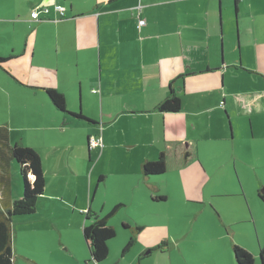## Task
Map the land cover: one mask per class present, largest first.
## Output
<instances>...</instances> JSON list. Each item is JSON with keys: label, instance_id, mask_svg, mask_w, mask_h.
Returning <instances> with one entry per match:
<instances>
[{"label": "crops", "instance_id": "crops-1", "mask_svg": "<svg viewBox=\"0 0 264 264\" xmlns=\"http://www.w3.org/2000/svg\"><path fill=\"white\" fill-rule=\"evenodd\" d=\"M229 1L219 0L214 10L216 0H13L10 5L0 0V57L5 58L0 62V127L8 130L10 142L16 136L26 141L28 135L23 136V131L34 130L47 152L56 149L52 140L44 139L46 130L51 131L48 124L53 113L62 114L64 123L68 117L84 126L86 142L91 135L101 136L102 149H89L85 144L88 159H77L86 184L82 198L101 216L122 204L108 223L115 230L120 225L122 230L131 228L134 238L140 236L146 225L132 213L133 205L158 206L153 211L159 213L158 203L168 199L155 176H144L146 161L156 160L163 152L166 172H181L199 160L204 144L235 142L229 105L234 114L244 116L237 128L240 140L251 143L258 127L264 131V12L243 18L239 25L238 12L260 0L242 6L244 0H240L237 8L236 0L231 1L237 14L233 38L226 39L222 6ZM55 4L66 7L65 16H59ZM39 5L50 11L33 21L31 11ZM139 19L146 20L140 29ZM230 71L242 74L248 84L241 93L243 106L252 108L249 113L225 92ZM172 83L182 98V109L161 112L157 106L169 95ZM77 88L82 94L78 112L95 123L65 117L46 92L63 93L67 108L78 113L72 101ZM75 147L67 144L68 155ZM32 148L41 155L44 166V151ZM260 156L264 157V147ZM112 182L116 191L104 194ZM48 185L47 179L46 188ZM243 189L246 192L245 183ZM45 190L38 200L43 209L14 223H27L18 228L31 237L30 250L19 249L26 262L15 255L13 242L14 264H87L86 249L74 238L80 233L83 238L86 220L79 219L78 213L86 206H79L77 199L64 192L50 195ZM22 191L16 185L15 197ZM136 199L145 203H135ZM237 222L234 218L229 224ZM138 225L143 228L136 233ZM114 238L109 242L110 252ZM51 239H56L57 246ZM162 245H149L138 264ZM261 245L259 240L255 247L242 244L254 255L255 264H259ZM129 250L124 248L123 255Z\"/></svg>", "mask_w": 264, "mask_h": 264}, {"label": "rangeland", "instance_id": "rangeland-1", "mask_svg": "<svg viewBox=\"0 0 264 264\" xmlns=\"http://www.w3.org/2000/svg\"><path fill=\"white\" fill-rule=\"evenodd\" d=\"M218 1L216 0L214 3V10ZM231 1L233 0H230L228 5L225 4V7L222 6L224 35L226 32L228 33L225 36L226 39L233 38V20L235 21L237 14ZM248 1L244 0L241 6L247 4ZM260 1L253 2L246 11L244 9L238 12V22L243 21V18L245 19L247 16H252L253 13L264 12V0ZM11 2L13 0L9 3L6 0L7 5H10ZM23 5L26 7L28 3L24 2ZM17 9L20 7L17 6ZM11 27L13 28V26ZM16 27L20 29L22 25L18 24ZM232 55L235 56L234 52ZM228 79L230 81L226 82L225 92L230 94L229 99L234 98L239 108L242 107L244 110L248 108L246 112L249 113L252 108L250 105L246 108L243 106L245 97L241 93L248 89L247 82L243 80L242 74L231 71L227 74ZM80 100L82 104V94L77 88L76 96L72 98V101L76 102L77 112ZM228 111L233 115L232 126L233 132L235 129L236 133L235 142L234 139L228 140L224 145L215 141L208 142L200 147L199 160L189 168H185L181 172L168 171L155 178L158 180L160 189L168 196L164 202L158 203L162 211L159 213L153 211L158 206L133 205L131 211L133 214L139 215L142 222H145V229L140 236L134 238L131 228L122 230L120 225L116 229V237L111 242V252L103 264H138L139 256L150 249H147L149 245L155 243L158 246L163 243L162 249H158L152 255L144 258L142 264H238L234 256V245L248 244L255 247L258 240L264 245V202L257 196V191L264 188V157L260 156L261 149L264 147V131L258 127L255 140L251 143L244 142L245 139L240 140L237 128L244 123V116L234 114L230 105ZM59 115L61 116L52 114L48 124L51 131L48 129L44 134V139L53 141L56 147L54 151L47 152V148L42 150L41 146L44 145H41V140L36 138L34 130L30 128L23 131V136L28 135L26 141L22 139V142L20 136H16L11 143H24L44 151L43 168L50 184L45 193L52 195V193L64 192L66 195H70L73 200L77 199L79 206H86V209L82 211L85 212L89 207V204L87 202L85 204L84 198H82L86 184L81 178L80 161L77 159H80L79 157L88 159L85 145L87 129L76 124L67 116L64 123L62 114ZM253 119L255 122V118ZM258 124L255 122V125ZM245 125L248 127V123ZM67 144L76 146L72 148L73 154L71 155L67 153ZM90 147L92 148V146ZM69 158L72 164L69 163ZM19 171L15 164V170H12L13 179L15 183L22 185ZM243 183H245L246 192L243 189ZM94 189L95 184L91 196H93ZM242 189L243 192H241ZM104 190L108 191L104 194L116 191L115 183H110V186L105 187ZM60 198L58 197V200ZM42 201V204L46 203V200ZM139 202L144 201L135 200V203ZM37 209L41 210L43 206L38 204ZM82 212L79 211L78 214L79 219L84 222L86 218ZM234 218L238 222L229 224ZM20 226H27V223H20L14 228L12 227L13 234L16 231L15 237L13 236L15 255L19 256L20 261L26 262L20 254L26 249L30 250L31 237L23 235L18 228ZM74 238L85 247L88 261H90L91 254L84 235L82 238V233H80L77 238ZM130 238H134L136 243L123 255L124 248ZM50 242L53 246H57L56 239H51ZM258 262L262 264L259 255Z\"/></svg>", "mask_w": 264, "mask_h": 264}, {"label": "trees", "instance_id": "trees-1", "mask_svg": "<svg viewBox=\"0 0 264 264\" xmlns=\"http://www.w3.org/2000/svg\"><path fill=\"white\" fill-rule=\"evenodd\" d=\"M239 1H235V8H237ZM43 6L49 9L48 6ZM4 60L5 58L0 57V62ZM46 92L54 106L63 112L65 117L72 116L86 122L95 123L82 112H70L63 93L55 89H46ZM157 109L161 112H178L182 109V98L175 92L173 83L171 84L169 95L158 104ZM92 137L99 138L101 136L91 135L88 137L86 145L89 149ZM100 148L102 149L103 146ZM15 164H17L18 170H20L22 185L14 182L12 170H15ZM166 171V156L163 152L156 160L146 161L142 165L144 176H155L157 178L166 173ZM46 184L47 179L41 155L32 147L21 143L12 144L8 130L0 127V264H14V234L12 227L14 228L16 220L36 214L38 200L43 194ZM16 185L21 186L23 190L22 194L17 197L14 194ZM257 196L264 202V188L257 191ZM159 199L163 200L165 197L160 196ZM121 205H116L107 216H101L91 208L83 212L86 218L83 235L88 244L92 259L98 263L107 259L110 252L109 242L116 236V230L108 223V218L115 214ZM142 228V226L138 225L134 227V230L138 233ZM134 243L135 239L131 238L125 250H129ZM233 251L238 264H255L254 255L246 248L234 245ZM259 258L261 263L264 264V245L260 246Z\"/></svg>", "mask_w": 264, "mask_h": 264}, {"label": "built area", "instance_id": "built-area-1", "mask_svg": "<svg viewBox=\"0 0 264 264\" xmlns=\"http://www.w3.org/2000/svg\"><path fill=\"white\" fill-rule=\"evenodd\" d=\"M55 11L59 13L60 17L65 16V12H66V7L61 5V4H56L55 5ZM49 9L43 5H39L37 7H35L32 11H31V18L33 21H39L42 17V15L48 14L49 13ZM146 20L145 19H139L138 22V28L140 29L144 24H145ZM90 143L91 146L95 147V146H102V138H96V137H92L90 139ZM88 264H98V262H96L95 260H90L88 262Z\"/></svg>", "mask_w": 264, "mask_h": 264}, {"label": "water", "instance_id": "water-1", "mask_svg": "<svg viewBox=\"0 0 264 264\" xmlns=\"http://www.w3.org/2000/svg\"><path fill=\"white\" fill-rule=\"evenodd\" d=\"M149 252H150V251H149ZM91 260H93L92 257H91ZM98 264H100V263H98Z\"/></svg>", "mask_w": 264, "mask_h": 264}]
</instances>
